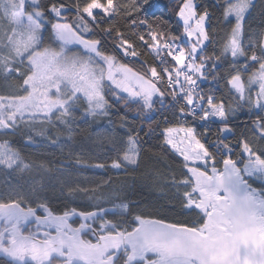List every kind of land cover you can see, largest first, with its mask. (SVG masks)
Instances as JSON below:
<instances>
[{"label": "snow or ice", "instance_id": "obj_1", "mask_svg": "<svg viewBox=\"0 0 264 264\" xmlns=\"http://www.w3.org/2000/svg\"><path fill=\"white\" fill-rule=\"evenodd\" d=\"M151 7L149 0H0V77L13 81L9 94L0 95V131L15 133L23 126L27 142L36 143L38 136L55 145L59 135H49L54 129L70 133L82 117L94 122L107 118L111 125L112 112L121 102L125 107L137 102L141 115L152 111L154 97L165 96L160 85H166L180 117L218 119L221 135L233 132L230 118L239 110L255 111L252 139L235 146L219 139L206 145L201 137L208 129L198 134L186 119L163 129L164 145L182 157L184 174L177 179L173 173L171 185L183 208L196 213L190 222L132 214L127 202L114 204L110 212L99 206L109 196L95 197L90 211L71 207L58 212L43 201L33 206L25 193L9 188L7 199L0 198V255L5 264H264V147H253L254 140L264 141V32L245 43L252 0H223V19L234 18L235 23L224 32L218 55L204 54L213 43L207 8L198 11L195 0H179L176 16L183 22L186 48L182 36L156 31L146 17L139 18ZM115 17L127 21L156 63L143 61V70L136 71L102 51L99 39L88 38L105 18ZM160 24L167 21L156 27ZM140 27L146 32L138 33ZM101 31L115 34L113 47L125 57L141 55L119 28ZM229 58V70L221 76L217 69ZM209 75L224 80L226 97L197 90V80ZM120 124H128L126 115ZM107 139L116 156L110 165L91 167L138 166L141 140L136 129L129 128L119 142L114 136ZM234 147L240 149L237 158ZM0 166L21 172L31 167L9 140L0 141ZM252 178L261 187H253ZM76 191L69 188L68 195ZM109 214L121 218L107 219Z\"/></svg>", "mask_w": 264, "mask_h": 264}, {"label": "trees", "instance_id": "obj_2", "mask_svg": "<svg viewBox=\"0 0 264 264\" xmlns=\"http://www.w3.org/2000/svg\"><path fill=\"white\" fill-rule=\"evenodd\" d=\"M47 0H41V3H46ZM56 2H64L71 4L73 0H56ZM122 3L127 0H121ZM152 7L140 15V19L145 17L150 23H153V29L156 31L163 30L174 36L183 37V26L178 20L176 13L179 11V0H149ZM200 5L198 11H203L207 8L212 14L208 20L209 33L212 36L213 43H209L205 48L204 54L212 55L217 51L224 32L230 30L232 24L235 23L234 19L225 21L222 16L223 0H195ZM253 14L254 17L247 18L245 21V35L244 41L248 42V35L254 34L256 39L264 32V8L257 9ZM69 16L74 13H68ZM135 18V14H134ZM98 19H100L98 15ZM160 21H167V24H160V28L156 25ZM127 21L120 17L104 20V23L99 28H94V34L88 38L99 39L101 41V50L113 53L117 56L119 62L128 64L129 67L136 71L143 70V61H146L149 66L156 63L153 56L149 53L148 49L143 47L133 34L130 27H126ZM114 27L119 28L124 32L125 38L133 43L136 49L140 52L138 58L125 57L121 52H117L113 47V36H106L101 31L102 28ZM213 29L215 31H213ZM145 27L136 29L138 33L146 32ZM147 39V36H146ZM45 41L48 42V35L45 34ZM151 42V41H149ZM184 47L189 45L186 41H182ZM228 62L221 63L217 72L224 76L229 70ZM241 63H243L241 61ZM13 83L12 80L5 81L0 77V95H7L10 92L9 85ZM201 87L204 89L203 94L214 95L218 99L226 97L227 93L224 88V80L220 79L214 81L212 76L209 75L206 79L200 80ZM111 99V97H109ZM140 104L130 102L127 107L123 102L116 106L111 115L112 124L105 127L108 123L107 118H99L95 122L90 118H79L72 126L71 141L69 144L59 146H52L47 144H32L27 142L26 134L21 128L15 133L7 132L0 134V141L9 140L12 146L19 150L22 158L26 162L34 163L49 169L51 173L44 175L43 178L33 176L30 185L17 191L26 194V199L32 203L33 206L37 202H47L49 207L54 211H63L65 208L76 207L79 210H86L91 207L86 196L91 198L95 194H105L110 192L119 193L121 198H118L119 204L127 202L130 205L132 214H141L156 219H164L167 222H190L196 219V213L187 211L183 208V202L176 193V189L171 185L172 174L175 173L176 178L180 179L184 173L181 172L182 158L178 156L169 146L164 145L162 131L169 126H175L178 121H182L179 117L176 107L169 106L165 98L156 99L153 110L140 114ZM175 114V115H174ZM126 115L128 124L124 127L120 124V117ZM80 116V113H77ZM256 118L255 111L249 112L247 108L241 109L234 117L230 118V126L233 132L230 134L221 135L219 128L222 125L210 120L212 126L207 124V127H199L195 125L192 120H187V126H194L197 133H204L205 128L208 129L206 137H201L203 142L207 144H214L217 140H224L233 146L241 139H252V121ZM167 121V122H166ZM216 121V120H214ZM103 126L102 129L98 127ZM129 128H134L138 131L141 140V151L138 166L135 168L127 167L123 170H114L110 167L103 169L91 167L98 163L110 165L112 159L116 156V152L112 150V145L109 143L107 137H115L119 142L121 139L127 138ZM107 129V130H105ZM109 130V131H108ZM226 136V139H225ZM117 147L120 144L117 143ZM254 148L264 147V141L254 140ZM214 151V149H210ZM240 152L238 147H234L233 158H237L236 154ZM81 160L78 163L77 160ZM86 162V163H85ZM66 164V166H65ZM8 172L0 168V198L7 199L4 195L9 191V181L7 176ZM28 180V178H27ZM104 181H108L104 184ZM249 182L253 187H261V184L255 180L250 179ZM97 185H102L100 189L93 192ZM77 189L72 195L74 199L68 195V189ZM86 188L87 193L80 192L78 189ZM34 190V191H33ZM83 195H85L83 199ZM82 200L76 202L77 200ZM127 217H124L126 219ZM130 218V217H128ZM0 264H5V258L0 257Z\"/></svg>", "mask_w": 264, "mask_h": 264}, {"label": "rangeland", "instance_id": "obj_3", "mask_svg": "<svg viewBox=\"0 0 264 264\" xmlns=\"http://www.w3.org/2000/svg\"><path fill=\"white\" fill-rule=\"evenodd\" d=\"M261 8H264V0H255L254 3H253V7L246 14V20H247V18H249V16L251 18H253L254 15L257 14V12H254V11L257 10V9L259 10ZM230 19H234V18H230ZM182 26H183V22H182ZM249 37H255V35L249 33L248 38ZM184 38L187 41V37L184 36ZM73 50H76V49H73ZM124 95H126V94H124ZM156 99H160V97H158V96L154 97V101ZM135 103H137V102H135ZM82 118L83 119L90 118L92 120L91 117H82ZM97 120H99V118H97ZM103 126H105V125H101V127H98V129L99 130L102 129ZM107 126H109V123H107L105 127L107 128ZM21 129L26 134V129H24L23 126H21ZM105 130H107V129H105ZM4 133L5 132L0 131V134H4ZM49 135H52L53 139L56 138V135H59V142L57 144L53 145V144H50L47 140L37 136V137H34L36 139V143H34V144H36V145H38V144H47V145H52V146H59V145H63V144H65V145L69 144L70 141H71V136L63 128H60L59 130H55L54 129L53 133H49ZM24 162L29 164V165H31V167L26 169V170H24V171H22V172L19 171L18 169H6L3 166H0L1 169H4L5 171L8 172L7 176L9 177V181H5L6 184H9L8 188L20 189V188H22V186L23 187L26 186L25 185L26 181H27V185H30V181L33 180V176H37V178H43L44 175H49L51 173V171L49 169L45 168V167H40L38 165H35L34 163L26 162L25 160H24ZM65 166H66V164H65ZM135 167L129 166V168H135ZM114 170L118 171L117 169H114ZM120 170L124 171L125 169H120ZM27 178H28V180H27ZM252 179H255V178H252ZM255 180H257V179H255ZM257 181L261 184V181H259V180H257ZM113 193H115L116 195L112 196L111 194H113ZM104 196H109L110 198L107 200V202H104L102 200L100 205H99L100 207H103V206L112 207L114 204H119L118 198H121L119 193H117V192H110V193H105V194H102V195L101 194H98V195L95 194V197H104ZM70 197H71L70 199H72V200L74 199L73 196H70ZM84 197H85V195H83V199H84ZM90 197L91 196L87 195L85 197L86 198L85 200H87L88 204L91 206V208H93L95 206V201H94L95 197L92 198V199H90ZM75 200H77V199L75 198ZM80 200H82V198ZM80 200H77L76 202H78ZM126 219H130V218L127 217Z\"/></svg>", "mask_w": 264, "mask_h": 264}, {"label": "built area", "instance_id": "obj_4", "mask_svg": "<svg viewBox=\"0 0 264 264\" xmlns=\"http://www.w3.org/2000/svg\"><path fill=\"white\" fill-rule=\"evenodd\" d=\"M160 87H161V90L165 92V95H166L167 98L169 99L170 104L174 105V101H173V99H172V96L170 95L172 89L167 88L166 85H160ZM168 90H169V91H168ZM176 107L178 108V105H176ZM181 118H182V120H185V119H186V120H188V119H192V120H193V118H192L191 115H189V116H187V117H181ZM195 121H196V123H197L199 126H201V127H207V126H206L207 124H210L209 127H211V126H212V123H213V122H211V121H208V122L199 121V120H195Z\"/></svg>", "mask_w": 264, "mask_h": 264}, {"label": "flooded vegetation", "instance_id": "obj_5", "mask_svg": "<svg viewBox=\"0 0 264 264\" xmlns=\"http://www.w3.org/2000/svg\"><path fill=\"white\" fill-rule=\"evenodd\" d=\"M104 208H106V209H109L110 210V212L113 210L112 209V207H110V206H103ZM93 208H91V207H89V208H87L86 210H84V211H90V210H92ZM42 214V213H41ZM107 219H113V220H116V219H120L121 217H118V216H114V215H111V214H109V215H107V217H106ZM79 221L78 220H76V223H78Z\"/></svg>", "mask_w": 264, "mask_h": 264}, {"label": "crops", "instance_id": "obj_6", "mask_svg": "<svg viewBox=\"0 0 264 264\" xmlns=\"http://www.w3.org/2000/svg\"><path fill=\"white\" fill-rule=\"evenodd\" d=\"M171 148V146H169ZM172 149V148H171ZM173 151H175L174 149H172ZM176 152V151H175ZM177 153V152H176ZM178 154V153H177Z\"/></svg>", "mask_w": 264, "mask_h": 264}, {"label": "water", "instance_id": "obj_7", "mask_svg": "<svg viewBox=\"0 0 264 264\" xmlns=\"http://www.w3.org/2000/svg\"><path fill=\"white\" fill-rule=\"evenodd\" d=\"M252 2H253V0H252ZM156 219V218H155ZM0 257H3L2 255H0ZM4 258V257H3Z\"/></svg>", "mask_w": 264, "mask_h": 264}]
</instances>
